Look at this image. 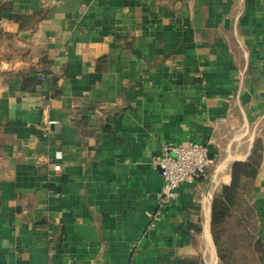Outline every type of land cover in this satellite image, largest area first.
Wrapping results in <instances>:
<instances>
[{
    "label": "crops",
    "instance_id": "1",
    "mask_svg": "<svg viewBox=\"0 0 264 264\" xmlns=\"http://www.w3.org/2000/svg\"><path fill=\"white\" fill-rule=\"evenodd\" d=\"M189 141L212 163L162 205ZM255 148L264 264V0H0V264H219L212 199Z\"/></svg>",
    "mask_w": 264,
    "mask_h": 264
},
{
    "label": "trees",
    "instance_id": "2",
    "mask_svg": "<svg viewBox=\"0 0 264 264\" xmlns=\"http://www.w3.org/2000/svg\"><path fill=\"white\" fill-rule=\"evenodd\" d=\"M259 163L256 148L246 160L233 162L230 183L223 185L213 196L210 226L220 264H240L235 252L240 250L245 243H247L248 258L252 261L244 264L260 263L262 243L258 235L256 237L251 235L249 227L256 221L251 204V192ZM241 224L245 225L244 229H241ZM238 230H241L239 234ZM179 264H203V262L199 257L186 256L180 260Z\"/></svg>",
    "mask_w": 264,
    "mask_h": 264
},
{
    "label": "built area",
    "instance_id": "3",
    "mask_svg": "<svg viewBox=\"0 0 264 264\" xmlns=\"http://www.w3.org/2000/svg\"><path fill=\"white\" fill-rule=\"evenodd\" d=\"M37 77L44 81L49 75L38 74ZM59 155L60 153H57V156ZM154 162L159 167L163 179L159 198L163 205L177 196V189L182 182L205 176L212 163V157L208 144L189 141L187 144L178 143L163 147ZM54 169L59 170L60 164H55ZM160 215L161 210L157 209L151 216L149 227L156 225Z\"/></svg>",
    "mask_w": 264,
    "mask_h": 264
},
{
    "label": "rangeland",
    "instance_id": "4",
    "mask_svg": "<svg viewBox=\"0 0 264 264\" xmlns=\"http://www.w3.org/2000/svg\"><path fill=\"white\" fill-rule=\"evenodd\" d=\"M242 224H244V223H242ZM242 224L240 225V227H241V229H244V226H242ZM249 226V225H248ZM256 226H257V223H256V221H254L253 222V224L251 223V226H249L250 227V233H251V235L253 236V237H256V232H257V228H256ZM235 228H233V230H234ZM241 230H238V234H239V232H240ZM242 235L243 236H246L244 233H242ZM256 239V238H255ZM246 245H247V243H245L244 244V246H242V248L241 249H243V250H236V252H235V254L237 255V257H238V260H239V263L240 264H244V263H247V262H250V261H252V259L251 258H248V250H247V248H246ZM245 256H247L246 257V259H243V258H245ZM203 262V261H202ZM220 264V263H219Z\"/></svg>",
    "mask_w": 264,
    "mask_h": 264
}]
</instances>
